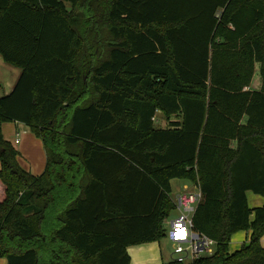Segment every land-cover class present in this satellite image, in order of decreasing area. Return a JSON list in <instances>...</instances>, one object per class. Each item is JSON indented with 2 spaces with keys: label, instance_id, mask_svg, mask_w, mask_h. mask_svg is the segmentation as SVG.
Returning a JSON list of instances; mask_svg holds the SVG:
<instances>
[{
  "label": "trees",
  "instance_id": "1",
  "mask_svg": "<svg viewBox=\"0 0 264 264\" xmlns=\"http://www.w3.org/2000/svg\"><path fill=\"white\" fill-rule=\"evenodd\" d=\"M0 55L21 70L0 96L4 264H129L165 237L174 178L200 190L192 228L215 245L162 264H264L246 199L264 194V0H0ZM12 121L40 139L39 174Z\"/></svg>",
  "mask_w": 264,
  "mask_h": 264
},
{
  "label": "crops",
  "instance_id": "2",
  "mask_svg": "<svg viewBox=\"0 0 264 264\" xmlns=\"http://www.w3.org/2000/svg\"><path fill=\"white\" fill-rule=\"evenodd\" d=\"M20 71V68L6 63L0 55V96L7 94L9 91H11L20 74ZM255 85H257L258 87L259 80L256 81L254 86ZM251 87L256 88L253 86ZM1 131L3 137L8 140L18 151V161L20 166L33 174H39L43 170L42 168H44V166L41 163L42 156L40 154L42 143L40 141L39 144L38 137H36L29 130L28 126L16 121L2 123ZM19 132L22 135L21 138L19 136ZM15 139H17L18 141H15ZM34 149H36V159L34 156ZM43 160L45 163L44 152ZM184 185L187 186V184ZM250 192L251 191H246V199L248 206L250 208L264 206V194L258 195ZM250 217H252V214ZM249 235V230H240L235 232L231 236L230 242L228 244L229 251L231 252L234 249H237L242 242L248 239ZM260 243L262 246H264V235L260 239ZM126 249L130 256L129 264H162V261L168 259V257L164 258L160 242L157 241L128 245ZM4 263L5 259L0 258V264Z\"/></svg>",
  "mask_w": 264,
  "mask_h": 264
},
{
  "label": "built area",
  "instance_id": "3",
  "mask_svg": "<svg viewBox=\"0 0 264 264\" xmlns=\"http://www.w3.org/2000/svg\"><path fill=\"white\" fill-rule=\"evenodd\" d=\"M183 189L184 191L170 197L173 210H178L179 213L174 217L169 215L162 221L165 236L171 245L170 258L179 263L190 262L199 255L211 254L215 245L213 239L192 228V215L202 198L200 190L196 186H193L196 189L194 191L187 190L186 185Z\"/></svg>",
  "mask_w": 264,
  "mask_h": 264
},
{
  "label": "rangeland",
  "instance_id": "4",
  "mask_svg": "<svg viewBox=\"0 0 264 264\" xmlns=\"http://www.w3.org/2000/svg\"><path fill=\"white\" fill-rule=\"evenodd\" d=\"M100 2L102 4H104L106 2V0H100ZM258 80H260V78H259L258 70H257V67H256L255 70H254L253 76H252L251 86L257 87V85L254 86V84ZM154 118H155L154 119V124L156 126L162 127V126L165 125V116L160 111H156V114H155V117ZM19 136H20V138L22 137V135H21L20 132H19ZM38 141H39V144H40L39 138H38ZM40 154L42 156L41 163L44 166L43 150H42V148L40 149ZM34 156H35V159H36V149H34ZM184 184H187V190H193V191L196 190V189H193V185L189 184L187 180L182 179V178H174V179H171L170 180V188H171V191L169 193V196L170 197H173L176 193L184 191V189H183V185ZM250 193H252V192H250ZM178 213H179L178 210H172L171 211V216L174 217ZM159 242H160V246H161V249L163 251V254H164V258L170 257L171 245H170V242H169L167 236L161 238Z\"/></svg>",
  "mask_w": 264,
  "mask_h": 264
}]
</instances>
